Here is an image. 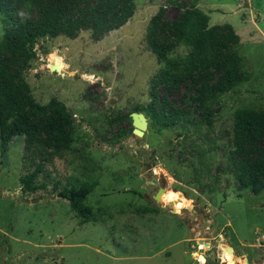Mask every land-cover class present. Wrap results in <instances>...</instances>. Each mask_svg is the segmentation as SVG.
Returning a JSON list of instances; mask_svg holds the SVG:
<instances>
[{"label":"rangeland","instance_id":"1","mask_svg":"<svg viewBox=\"0 0 264 264\" xmlns=\"http://www.w3.org/2000/svg\"><path fill=\"white\" fill-rule=\"evenodd\" d=\"M134 2L132 18L100 39L83 30L34 44L24 79L36 101L66 105L73 144L45 160L27 154L21 136L0 148V264H264V189L240 188L230 161L235 110H264V0H197L174 54L204 27L229 23L249 74L218 97L212 126L199 132L152 122L146 105L161 65L145 29L167 0ZM177 14L167 6V19ZM131 112L147 119L140 136ZM37 167V189L23 191L20 177ZM93 180L90 212L73 211L60 192Z\"/></svg>","mask_w":264,"mask_h":264},{"label":"trees","instance_id":"2","mask_svg":"<svg viewBox=\"0 0 264 264\" xmlns=\"http://www.w3.org/2000/svg\"><path fill=\"white\" fill-rule=\"evenodd\" d=\"M197 0H167L145 29V44L160 64L151 79L146 105L152 122L163 128L211 127L218 97L249 79L240 37L231 24H213L193 36L188 50L175 49L187 34ZM167 6L178 11L167 19ZM134 0H0L3 33L0 39V148L2 155L17 136L27 154L63 156L72 149L74 116L56 97L42 104L34 98L24 71L35 57L40 38L74 37L89 31L96 39L125 25L134 15ZM182 100L186 105H177ZM230 161L240 188L264 189V110L239 107L233 115ZM39 172L20 177L23 191ZM96 181L72 185L60 192L73 211L86 215L85 203ZM150 208L141 207V212ZM154 210V209H153ZM88 221L86 218L82 222Z\"/></svg>","mask_w":264,"mask_h":264},{"label":"water","instance_id":"3","mask_svg":"<svg viewBox=\"0 0 264 264\" xmlns=\"http://www.w3.org/2000/svg\"><path fill=\"white\" fill-rule=\"evenodd\" d=\"M130 117L132 119V125H133V132L136 135H142L143 131L147 128V119L144 116L143 113L141 112H131L130 113ZM164 191V188H160L158 191H155L152 195L151 198L155 203H160V195L162 194V192ZM145 196L148 197V195L145 194ZM32 202H35L36 200H31ZM169 205L173 204V201H168ZM160 206H163V204L161 203ZM174 209V208H173ZM227 250L229 252L232 251L231 247H227Z\"/></svg>","mask_w":264,"mask_h":264},{"label":"bare ground","instance_id":"4","mask_svg":"<svg viewBox=\"0 0 264 264\" xmlns=\"http://www.w3.org/2000/svg\"><path fill=\"white\" fill-rule=\"evenodd\" d=\"M160 188H164V191L166 190L165 185H164V186H160V187L157 189V191H158ZM164 191H163V192H164ZM163 192H162V194H163ZM162 194H161V195H162ZM161 195H160V198H161ZM173 203H174V202H173Z\"/></svg>","mask_w":264,"mask_h":264}]
</instances>
